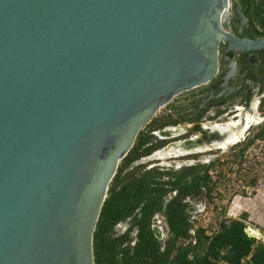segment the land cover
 Here are the masks:
<instances>
[{
  "label": "water",
  "instance_id": "water-1",
  "mask_svg": "<svg viewBox=\"0 0 264 264\" xmlns=\"http://www.w3.org/2000/svg\"><path fill=\"white\" fill-rule=\"evenodd\" d=\"M231 7L246 20L230 0H0V264H95L109 185L140 131L215 79L221 43L264 50L227 30Z\"/></svg>",
  "mask_w": 264,
  "mask_h": 264
},
{
  "label": "trees",
  "instance_id": "trees-1",
  "mask_svg": "<svg viewBox=\"0 0 264 264\" xmlns=\"http://www.w3.org/2000/svg\"><path fill=\"white\" fill-rule=\"evenodd\" d=\"M240 1L249 12L253 9V0ZM258 4L261 7L264 0ZM167 122L153 119L145 127L154 130ZM148 132L140 131L132 149L120 161V166H126L158 147L152 145L150 148H143L151 138ZM170 175L166 182H157V176L134 175L127 184L116 190L120 176V172H117L93 235L95 264H264V242L247 236L244 232V217L230 219L217 229L202 226L192 228L185 213L186 204L183 199L188 195H199L202 187L206 188L207 194L210 193L207 169L188 167L179 174ZM172 190L177 191V196L166 206L168 232L164 242L156 239L147 227L139 229L133 245L130 244L132 238L128 233L118 237L108 234L116 215H127L124 211L127 204L116 212L111 211L112 197L128 194L127 201L136 204L145 200L143 214L149 219L158 204V195ZM190 229L194 231L193 234Z\"/></svg>",
  "mask_w": 264,
  "mask_h": 264
},
{
  "label": "flooded vegetation",
  "instance_id": "flooded-vegetation-1",
  "mask_svg": "<svg viewBox=\"0 0 264 264\" xmlns=\"http://www.w3.org/2000/svg\"><path fill=\"white\" fill-rule=\"evenodd\" d=\"M259 2H263V0L257 1L250 12L246 8L245 4H243V2H241L240 0H238L237 3L233 2L239 7L241 12L245 16L246 20L244 21L243 19L238 17L234 13L231 7L230 9L231 14L226 22L227 30L238 38H247L254 41H259L264 39V5L262 4V6L260 7L258 4ZM183 97L184 100L188 103L183 111L192 112V115L188 116L189 117L188 120L191 123L187 124L188 126L186 125L184 126L186 128V132L181 136L167 139L164 137L165 135L163 134L167 127L162 129L158 128L157 130L156 129L149 130L148 135L150 137L152 135L155 136L156 138L159 139L160 142L156 144H152L149 140V142L145 144L143 148L147 149L152 147V145H158V147L152 150L149 154H144L138 159L131 161L126 166L125 165L120 166L119 163L117 172H120V176L116 190L121 189L125 184H127L131 180V177H133L134 175L137 176L136 173H133L128 176L127 169L129 168L133 169V167L138 163H146V159H149L150 157L156 155V150H158V148L162 145L163 142L165 143L164 146L167 147L168 145L176 141L190 140V138L194 134L189 132H192L194 130L196 132L195 134L201 133L200 138H198L195 141L196 144H201V143L210 144L211 140L214 139V137H218V136L213 134L211 130L210 131L202 130L201 128L203 124L202 121H205L206 123L221 122L220 124H224V122H227L229 119L235 121L239 120L240 121L239 124L237 126H234V129L237 127L242 128L244 125L243 114L244 112L249 111L251 114L256 116V118H259V120L261 121H259L258 124L252 125L249 128V130L246 131L244 138H242V140L239 143H241L245 139V136L249 134V131L253 126H260V127L256 131V133L252 136V140L241 147L244 148L243 150L247 149V147L252 144V141H255L256 144L264 143V50L245 53L242 56H239L238 54L235 55L234 53H232V51L227 50L226 46L223 43H221L219 45L218 75L208 84L195 89L193 92L189 94L183 95ZM254 101L256 107L252 109L251 106ZM240 108L241 111L239 110ZM180 111L182 110H179V112ZM239 111L242 113V116L238 115L240 113ZM179 112L177 111L176 113ZM169 113L171 114V111H169ZM171 127H178V126L174 125ZM191 127H193V130ZM239 143H236L234 145H237ZM161 153L162 151L159 152L158 154L160 157H161ZM192 155H196V154H190L187 156H192ZM191 165L192 164L184 163L183 167L186 168L192 167ZM163 166H164V162H161L156 165V167H163ZM152 167H150L147 171H145L144 174H139V176H144V175L148 176L150 172H152V169H154ZM168 179L162 181L157 176L155 180L157 182H166L168 181ZM251 181L252 184L257 183V181L253 182V180H250V182ZM111 183L109 185V189ZM109 189H108L107 197L109 195ZM170 192H174V196H170L169 195ZM204 192L207 193V190L206 188L202 187L201 193ZM127 196L125 194L121 196L112 197L111 211L116 212L117 210H119V208L121 209L125 204H127L126 205L127 208L124 210L127 213V215L122 217L121 213L117 214L116 215L117 218L113 220L112 227L109 230L108 234H111L112 237H118L120 235L128 233L130 238H132L130 244L133 245L135 243L139 229H143L147 227L152 232V234L156 239H158L161 242H164L165 239L167 238V232H168V223L166 219L167 218L166 206L170 201L174 200V198L177 196V191L172 190V191H168L165 194H159L158 204L155 206V211L151 214L149 219L146 218V216L143 214V208L146 204L145 200L140 201L138 204H136L135 202L129 203L126 199ZM190 197L191 195L186 196L183 199V203L186 204L185 213L193 226V221L189 216V213L194 210V207L192 206V204H190ZM241 218L242 216H239V218H232V219H241ZM192 228L195 229L197 227L195 226ZM118 231H121V234H117L116 232ZM160 231L166 232V238H164V236L162 235L159 236ZM132 233H134L135 235L134 237H132L131 235Z\"/></svg>",
  "mask_w": 264,
  "mask_h": 264
},
{
  "label": "rangeland",
  "instance_id": "rangeland-1",
  "mask_svg": "<svg viewBox=\"0 0 264 264\" xmlns=\"http://www.w3.org/2000/svg\"><path fill=\"white\" fill-rule=\"evenodd\" d=\"M236 2L238 0H230ZM259 0H253L254 4ZM187 102L183 96H179L177 100L171 101L161 109H159L152 120L168 121L159 129L170 126H185L191 122L188 120L192 112L183 111ZM179 110H182L179 112ZM171 111V114L169 113ZM179 113H176V112ZM202 123H206L202 121ZM260 126H253L249 134L245 136V139L237 145H229L227 148L215 149L212 148L209 151L192 155V156H174L170 155L168 158H161L158 154L166 146L163 142L162 145L156 150V155L146 159V163H136L133 169H127V175L133 173L144 174L150 167L152 172L149 175L158 176L162 181L167 180L170 174H179L185 170L183 164H192V167H196L197 170L207 169L210 176L211 191L209 194L206 192L197 196L190 197V204L194 207V210L189 213L191 220L193 221V227L208 226L213 229H217L219 224L224 220L226 213L229 209H232L235 204L240 205L238 208L242 210V214L239 216L244 217V220L248 218L252 219V225H256L254 220L260 217L263 213L264 216V143H257L252 141V144L243 150L241 146H244L252 140V136L256 133ZM193 130V127H191ZM158 129V128H157ZM156 129V130H157ZM143 132L146 133L150 130V127H144ZM195 134L193 130L189 132ZM150 142L152 144L159 143V139L155 136H151ZM164 146V147H163ZM163 147V148H162ZM243 150V151H242ZM164 162L163 167H156L157 164ZM121 164V163H120ZM250 180H253L250 182ZM263 198L262 204L255 207L254 197L259 192ZM170 196H174V192H170ZM259 208V209H258ZM245 209V211H244ZM259 210H261L259 212ZM247 211V212H246ZM236 211L231 210V214H236ZM259 212V213H258ZM230 219L234 216L228 217ZM229 219V220H230ZM226 222V221H225ZM163 226V224H162ZM264 230V229H263ZM121 234V231L116 232ZM134 237V233L131 234ZM166 238V232L159 233V236Z\"/></svg>",
  "mask_w": 264,
  "mask_h": 264
},
{
  "label": "bare ground",
  "instance_id": "bare-ground-1",
  "mask_svg": "<svg viewBox=\"0 0 264 264\" xmlns=\"http://www.w3.org/2000/svg\"><path fill=\"white\" fill-rule=\"evenodd\" d=\"M251 107L252 109L256 107L255 101L252 103ZM239 110L241 111V108ZM238 115L242 116V113L240 112ZM243 116H244V125L242 128L237 127L234 129V126H237L240 121L239 120L235 121L232 119H229L227 122H224V124H220L221 122L220 123H216V122L203 123L201 126L202 130H209V131L211 130L213 134H218V137H214V139L211 140L210 144L208 143L196 144L195 141L201 136V133H197V134H194L190 138V140L193 141L192 145H187L186 143L187 141H182V140L173 142L162 150L161 158H168L170 155L179 157V156H185V155H190V154H200V153L209 151L212 148H215V149L216 148L217 149L227 148L229 145H234L240 142L242 138H244L246 131L249 130V128L252 125L258 124V122L261 121L259 120V118H256V116L251 114L249 111L244 112ZM185 132H186V128L183 126H178V127L170 126L166 128L163 134L165 135L164 137L168 139V138H174V137L181 136Z\"/></svg>",
  "mask_w": 264,
  "mask_h": 264
},
{
  "label": "crops",
  "instance_id": "crops-1",
  "mask_svg": "<svg viewBox=\"0 0 264 264\" xmlns=\"http://www.w3.org/2000/svg\"><path fill=\"white\" fill-rule=\"evenodd\" d=\"M258 191V190H257ZM259 192V191H258ZM261 193L259 192L257 195H255V197H254V200H255V202H254V204H255V207L256 206H259L260 204H262V201H263V198L261 197ZM239 204V203H238ZM238 204H235L234 206H233V208L232 209H229L230 211L231 210H234V211H236L235 213V217L237 218V216H239L240 214H242L243 212H242V210H239L238 208L240 207V205H238ZM241 208V207H240ZM259 209V208H258ZM244 211H245V209H244ZM261 210H259V212H260ZM247 212V211H246ZM258 212V213H259ZM254 222L256 223V225H258V226H260V227H262V231L264 232V216H263V213H261L260 214V217H258L256 220H254Z\"/></svg>",
  "mask_w": 264,
  "mask_h": 264
},
{
  "label": "built area",
  "instance_id": "built-area-1",
  "mask_svg": "<svg viewBox=\"0 0 264 264\" xmlns=\"http://www.w3.org/2000/svg\"><path fill=\"white\" fill-rule=\"evenodd\" d=\"M230 212H231V211L228 210V212L226 213V216H227V217H225V218H228V217H231V216H234V218H236V217H235L236 215H235V214L233 215V214H231ZM237 218H239V216H237ZM229 219H230V218H229ZM244 222H245V223H251V222H253V220L250 219V218H248L247 220H244ZM202 227H207V226H202ZM191 233L193 234L194 231L191 230Z\"/></svg>",
  "mask_w": 264,
  "mask_h": 264
}]
</instances>
